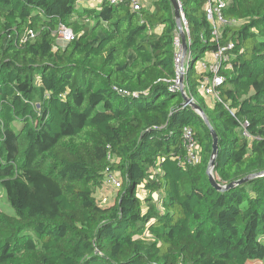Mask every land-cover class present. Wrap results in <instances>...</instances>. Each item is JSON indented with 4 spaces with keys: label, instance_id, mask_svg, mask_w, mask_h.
I'll use <instances>...</instances> for the list:
<instances>
[{
    "label": "trees",
    "instance_id": "1",
    "mask_svg": "<svg viewBox=\"0 0 264 264\" xmlns=\"http://www.w3.org/2000/svg\"><path fill=\"white\" fill-rule=\"evenodd\" d=\"M150 2L153 12L136 13L108 0L100 10L0 0V187L14 211H0V264L264 262V175L210 183V130L175 87L174 8ZM206 2L178 0L184 84L218 135L214 174L229 186L264 172V0H228L224 19L239 25L218 39ZM62 26L76 35L65 46ZM230 42L222 102L212 103L196 63ZM185 126L201 148L191 167L179 165ZM114 172L121 187L104 207L96 193Z\"/></svg>",
    "mask_w": 264,
    "mask_h": 264
},
{
    "label": "built area",
    "instance_id": "2",
    "mask_svg": "<svg viewBox=\"0 0 264 264\" xmlns=\"http://www.w3.org/2000/svg\"><path fill=\"white\" fill-rule=\"evenodd\" d=\"M97 2L100 0H96ZM111 5L128 4L133 12H141L145 7L144 0H108ZM228 4V0H207L206 2V15L207 19L211 24L213 35L216 39L220 36L221 29L235 24V22H228L224 19L223 11ZM181 9V8H180ZM181 14V11H180ZM184 32L186 33L188 41L189 31L186 20L181 14ZM58 41L60 46H65L68 43L75 40L76 35L74 32L62 26L58 32ZM175 53V67L177 72V78L175 80V87L180 89V79L186 74V56L182 55V41L178 35L174 39ZM235 45L230 42L227 44H218L216 50L206 54L204 58L196 63V70L205 75L204 80L199 87V91L202 95L207 98L214 99L218 102L221 101L219 87L226 82L227 77L222 74L224 70L231 68V62L234 59ZM184 64V71L181 70V64ZM194 100V99H193ZM195 101V100H194ZM243 135L245 138L251 140L252 137L248 132V122L245 121L241 124ZM183 141L185 145V153L180 158L179 165L181 167H191L200 163L202 155L201 148L195 136L194 128L191 126H185L183 129ZM121 187V180L117 174L107 173L101 189L96 193L97 201L101 206H111L113 203L110 202L109 191H118Z\"/></svg>",
    "mask_w": 264,
    "mask_h": 264
},
{
    "label": "water",
    "instance_id": "3",
    "mask_svg": "<svg viewBox=\"0 0 264 264\" xmlns=\"http://www.w3.org/2000/svg\"><path fill=\"white\" fill-rule=\"evenodd\" d=\"M171 3L173 5L174 8V14H175V21H176V26H177V30L178 33L181 37V41H182V46H183V50H182V55L185 57L186 56V52L188 50V45H187V36L186 33L184 32V28H183V22H182V17L180 14V6L178 3V0H171ZM181 70L184 71V64H181ZM183 77H181L180 79V90L182 92L183 98L185 100V103L188 104L196 113H198L201 118L203 119V121L205 122V124L208 126L209 130H210V134L212 136V156L211 159L209 161L208 164V168H207V174L209 177V181L212 184L213 187H215L218 190H226L229 189L231 187H234L236 185H240L243 184L245 182H248L256 177H260L264 175V172L261 173H257V174H253L250 175L240 181L234 182L232 184H230L229 186H222L221 184H219L216 180V178L214 177V168H215V161H216V157L218 155V135L216 133V131L212 128L210 121L208 119V117L206 116L204 110L201 108V106L196 103L192 97L188 96L184 90V83L182 84Z\"/></svg>",
    "mask_w": 264,
    "mask_h": 264
},
{
    "label": "rangeland",
    "instance_id": "4",
    "mask_svg": "<svg viewBox=\"0 0 264 264\" xmlns=\"http://www.w3.org/2000/svg\"><path fill=\"white\" fill-rule=\"evenodd\" d=\"M98 2L96 0H83V3H79L77 5V7L81 10L82 8H84V4H87V6L89 8H97V7H99L98 6V4H99ZM144 9L146 11H148V12L149 11L153 12L154 9H153V6H152V3L150 2V0H147ZM97 10H100V9L98 8ZM234 25H239V24H234ZM225 29L227 30L228 27H225ZM224 31H225L224 28L221 29L220 34H219L220 37L223 35ZM160 32H161V27L157 29V33H160ZM58 36H60V35H58ZM58 42L60 43V41H58ZM182 81H183L182 82V84H183L184 80H182ZM183 88H184V90H186L185 84H184ZM206 100L209 101V102L213 101L212 99H208V98ZM199 101H201V98L199 99ZM114 174L118 175V173H115V172H114ZM214 177L216 178L215 174H214ZM116 193H117L116 190L109 191V198H110V202L111 203L114 202V200L116 198ZM138 194H139V196L141 198H144L145 195H146V192H145V190L138 189ZM0 211H3V212L8 213V214H13L14 213L13 209L11 208L9 203L7 202L6 192H5V190L2 187H0ZM145 235H146V237H149L148 234H145ZM255 264H264V262L263 263H255Z\"/></svg>",
    "mask_w": 264,
    "mask_h": 264
},
{
    "label": "crops",
    "instance_id": "5",
    "mask_svg": "<svg viewBox=\"0 0 264 264\" xmlns=\"http://www.w3.org/2000/svg\"><path fill=\"white\" fill-rule=\"evenodd\" d=\"M146 2H147V0H145ZM101 0L98 2L99 4H98V6L100 7L101 6ZM99 7H97V8H99Z\"/></svg>",
    "mask_w": 264,
    "mask_h": 264
}]
</instances>
